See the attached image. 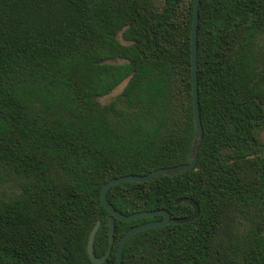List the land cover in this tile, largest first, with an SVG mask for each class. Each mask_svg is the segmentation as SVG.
<instances>
[{"label": "trees", "instance_id": "trees-1", "mask_svg": "<svg viewBox=\"0 0 264 264\" xmlns=\"http://www.w3.org/2000/svg\"><path fill=\"white\" fill-rule=\"evenodd\" d=\"M194 0H0V264H94L113 178L188 163ZM125 85L110 103L97 98ZM195 167L106 194L120 214L198 217L147 229L122 264H264V0H200ZM161 216L114 220L120 238Z\"/></svg>", "mask_w": 264, "mask_h": 264}, {"label": "water", "instance_id": "water-1", "mask_svg": "<svg viewBox=\"0 0 264 264\" xmlns=\"http://www.w3.org/2000/svg\"><path fill=\"white\" fill-rule=\"evenodd\" d=\"M200 0H194L193 3V16H192V28H191V77H192V98H193V117L195 125V136L194 141L190 151V158L188 163L176 165L173 167L162 168L150 171L145 175H127L118 178H113L105 183L100 190V203L101 205L110 213L111 217L109 219V246L105 254L101 257H96L93 253V242L95 234L99 228L100 222L97 221L95 226L92 228L87 242V253L92 263L103 264L110 253V249L113 243V233H114V220L119 221H134L138 219L152 218L155 216H161L162 219L159 221H148L146 223L136 225L131 227L119 240L116 247V263L122 264V251L127 240L134 234L152 228H159L168 225L170 222L173 224H184L195 220L199 215V207L192 200L188 198L178 199L175 204L184 203L188 204L193 208L191 215L187 217L171 218L170 214L165 210H158L153 212L141 211L137 213H132L130 215H122L118 213L107 201L106 194L107 191L118 184L131 182V183H143L152 180L155 177L163 175H174L184 171H191L194 169L198 150L203 137V129L201 125L199 104H198V84H197V23H198V8Z\"/></svg>", "mask_w": 264, "mask_h": 264}, {"label": "rangeland", "instance_id": "rangeland-1", "mask_svg": "<svg viewBox=\"0 0 264 264\" xmlns=\"http://www.w3.org/2000/svg\"><path fill=\"white\" fill-rule=\"evenodd\" d=\"M124 85H125V82L122 83L119 87H117L110 94L103 96V97H100V98H97V102L100 103L101 105L110 103L121 93ZM260 138L264 142V130L261 131Z\"/></svg>", "mask_w": 264, "mask_h": 264}]
</instances>
